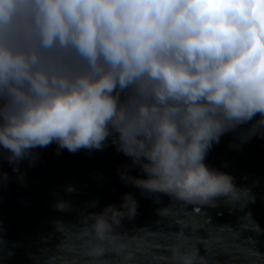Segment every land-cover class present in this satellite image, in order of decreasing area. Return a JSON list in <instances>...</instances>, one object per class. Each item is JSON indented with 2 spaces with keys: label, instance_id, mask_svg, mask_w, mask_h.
I'll return each instance as SVG.
<instances>
[{
  "label": "clouds",
  "instance_id": "clouds-1",
  "mask_svg": "<svg viewBox=\"0 0 264 264\" xmlns=\"http://www.w3.org/2000/svg\"><path fill=\"white\" fill-rule=\"evenodd\" d=\"M229 133L237 150L264 137V0H0V161L18 179L37 149L111 144L131 162L122 182L156 204L246 205L250 190L205 162ZM138 207L125 193L85 235L105 243Z\"/></svg>",
  "mask_w": 264,
  "mask_h": 264
},
{
  "label": "water",
  "instance_id": "water-1",
  "mask_svg": "<svg viewBox=\"0 0 264 264\" xmlns=\"http://www.w3.org/2000/svg\"><path fill=\"white\" fill-rule=\"evenodd\" d=\"M236 143L234 133L224 135L205 162L250 190L255 201L246 205L221 198L216 206L199 207L168 196L156 204L122 182L120 171L131 162L111 144L75 154L64 149L57 155L55 143L37 149L33 166L20 165L22 180L0 161V170L9 175L0 185V237L6 241L0 264H177V254L194 257V264H264V137H253L240 150L231 146ZM130 172L142 175L135 167ZM69 185L74 193L66 191ZM125 193L138 202L134 219L124 218L103 244L86 236L103 208H119ZM58 200L72 210L57 211ZM160 208L167 211L159 215ZM107 215L110 222L114 210Z\"/></svg>",
  "mask_w": 264,
  "mask_h": 264
},
{
  "label": "trees",
  "instance_id": "trees-1",
  "mask_svg": "<svg viewBox=\"0 0 264 264\" xmlns=\"http://www.w3.org/2000/svg\"><path fill=\"white\" fill-rule=\"evenodd\" d=\"M244 127H247V126H244Z\"/></svg>",
  "mask_w": 264,
  "mask_h": 264
}]
</instances>
